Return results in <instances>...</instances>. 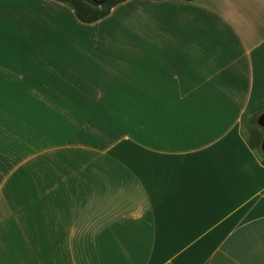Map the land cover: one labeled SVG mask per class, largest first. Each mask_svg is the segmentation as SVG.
I'll return each instance as SVG.
<instances>
[{
	"label": "crops",
	"instance_id": "crops-1",
	"mask_svg": "<svg viewBox=\"0 0 264 264\" xmlns=\"http://www.w3.org/2000/svg\"><path fill=\"white\" fill-rule=\"evenodd\" d=\"M262 104L264 0H0V264H264Z\"/></svg>",
	"mask_w": 264,
	"mask_h": 264
},
{
	"label": "trees",
	"instance_id": "trees-1",
	"mask_svg": "<svg viewBox=\"0 0 264 264\" xmlns=\"http://www.w3.org/2000/svg\"><path fill=\"white\" fill-rule=\"evenodd\" d=\"M67 4L74 11V15L78 21L83 23L94 22L105 17L113 6L123 0H57ZM260 106V105H259ZM256 106L251 109L248 117V125L250 126L251 138L248 143L252 148L259 149L263 138L262 129L257 125V116L261 108ZM264 164V158L261 159Z\"/></svg>",
	"mask_w": 264,
	"mask_h": 264
},
{
	"label": "rangeland",
	"instance_id": "rangeland-1",
	"mask_svg": "<svg viewBox=\"0 0 264 264\" xmlns=\"http://www.w3.org/2000/svg\"><path fill=\"white\" fill-rule=\"evenodd\" d=\"M259 107L261 108V111H260V113H258V116H257V125L262 129V132H263V135H264V127L260 124L261 118H263V120H264V117H260L261 113L264 112V104L260 105ZM243 131H244L245 137L247 139H250L251 138V131H250V126L248 125V118L245 120V125L243 126ZM257 150H258L257 153H259V155L262 158H264L263 151L260 150V148L257 149Z\"/></svg>",
	"mask_w": 264,
	"mask_h": 264
},
{
	"label": "water",
	"instance_id": "water-1",
	"mask_svg": "<svg viewBox=\"0 0 264 264\" xmlns=\"http://www.w3.org/2000/svg\"><path fill=\"white\" fill-rule=\"evenodd\" d=\"M101 1H104V0H101Z\"/></svg>",
	"mask_w": 264,
	"mask_h": 264
}]
</instances>
